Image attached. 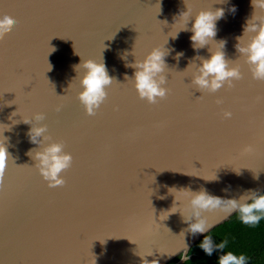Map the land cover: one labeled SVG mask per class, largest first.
Returning a JSON list of instances; mask_svg holds the SVG:
<instances>
[{
	"label": "water",
	"instance_id": "95a60500",
	"mask_svg": "<svg viewBox=\"0 0 264 264\" xmlns=\"http://www.w3.org/2000/svg\"><path fill=\"white\" fill-rule=\"evenodd\" d=\"M217 8L225 15L214 40L226 41L225 58L242 79L200 92L191 84L194 69H186L219 46L194 50L190 29L198 12ZM187 9L186 25L180 14ZM252 12L251 0H0V19L17 21L0 42V139L9 153L0 264H141L138 254L148 252L149 261L184 264V244L191 258L203 235L186 231L189 196L180 190L223 199L264 193V81L252 79L235 49ZM153 48L170 50L169 92L149 104L125 76ZM88 59L102 61L114 79L93 117L77 98L83 70L75 66ZM35 113L45 119L33 126H47L50 142L73 157L63 187L49 188L27 155L40 150L24 123ZM235 215L202 213L208 233Z\"/></svg>",
	"mask_w": 264,
	"mask_h": 264
},
{
	"label": "clouds",
	"instance_id": "9594fccd",
	"mask_svg": "<svg viewBox=\"0 0 264 264\" xmlns=\"http://www.w3.org/2000/svg\"><path fill=\"white\" fill-rule=\"evenodd\" d=\"M220 2H223V0H220ZM251 7L253 12L244 25L242 36L236 38L235 49L239 57L243 58L244 63L249 66L252 79L264 81V0H251ZM230 11L235 13V6L231 7ZM224 15L223 8H217L216 10H201L193 18L194 22L190 29L192 33L190 40L193 49L198 51L210 45V43L219 46L215 51L210 47L208 58L197 57L200 61L199 65L189 63L186 69L191 71L194 69L191 84L195 86L197 91L215 93L225 85L228 88L234 87L233 81L242 79L239 66H233V63L225 58L226 41L216 42L214 40L217 35L216 22L222 19ZM180 17L186 20L187 25L190 19V11L187 9L186 12L180 14ZM16 23L17 21L13 17L7 15L0 19V42L12 32ZM163 23L166 24V22ZM183 30L189 31L186 26ZM169 52L170 50L165 48H153L142 61H136L134 64L128 65L134 68L135 72L132 78L125 76V80H131L138 97L141 100H146L149 104H156L159 100L165 99L169 92L164 87L167 82L164 75L165 58L169 55ZM182 56L183 53L181 52L177 53L174 58L178 61ZM50 70L51 66L49 65ZM80 70H83V75L79 79L82 91L77 98L83 105L86 115L93 117L106 100L107 92L105 89L112 85L114 79L108 75L106 66L102 61L97 63L91 59L83 60L81 64L75 66L77 73ZM217 103L219 104L221 101H217ZM57 111H60V109L58 108ZM223 117L230 119L232 113L224 111ZM44 119L45 115L43 113H35L31 119L24 121L25 124L31 125L27 133L29 142L38 145L40 149L39 151L32 149L27 155L35 161L34 167L42 179L47 182L48 187L55 189L65 185V180L61 174L72 166L73 157L71 154L64 153L63 143L50 142L52 138L45 135L48 130L47 126H33L32 120L41 122ZM5 142L6 138L0 139V185L4 182L5 169L9 160ZM251 151V148L245 149L246 153ZM255 178L258 179V177ZM172 190L177 191L175 188H170L169 192ZM180 191H184L189 196L187 207L190 214L184 220L188 225L186 231L193 236L203 235V240L198 247L204 254L211 257L214 252L220 253L217 264H247L245 255L225 251L228 244L227 240L215 244L211 235H204L209 232L211 226L206 223L202 213L216 209L229 216L235 213L244 225L254 227L264 219V193L249 190L241 195L239 199H223L209 195L205 190L199 192ZM163 198L161 197V199ZM193 219L195 220L194 223L192 222ZM189 253L190 249L184 244V250L180 256L181 260L189 262ZM138 255L141 258V264H159L157 259L149 261L145 258L152 256V252ZM174 255H170L169 258Z\"/></svg>",
	"mask_w": 264,
	"mask_h": 264
},
{
	"label": "trees",
	"instance_id": "16d2710c",
	"mask_svg": "<svg viewBox=\"0 0 264 264\" xmlns=\"http://www.w3.org/2000/svg\"><path fill=\"white\" fill-rule=\"evenodd\" d=\"M207 235H211L215 244L227 240L228 244L225 251L245 255L247 264H264V219L258 225L252 227L244 225L236 214L233 219ZM202 240L203 238L192 247L191 253L194 256L184 264H217L220 253L214 252L211 257L206 256L198 247ZM178 259L179 257L174 261Z\"/></svg>",
	"mask_w": 264,
	"mask_h": 264
},
{
	"label": "snow or ice",
	"instance_id": "6c2138e0",
	"mask_svg": "<svg viewBox=\"0 0 264 264\" xmlns=\"http://www.w3.org/2000/svg\"><path fill=\"white\" fill-rule=\"evenodd\" d=\"M5 174H6V169H5Z\"/></svg>",
	"mask_w": 264,
	"mask_h": 264
}]
</instances>
